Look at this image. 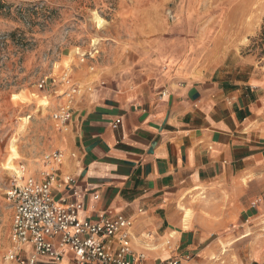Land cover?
Here are the masks:
<instances>
[{"label":"crops","instance_id":"obj_1","mask_svg":"<svg viewBox=\"0 0 264 264\" xmlns=\"http://www.w3.org/2000/svg\"><path fill=\"white\" fill-rule=\"evenodd\" d=\"M160 19L106 30L103 62L72 76L82 90L56 135L60 162L31 163L29 178L53 170V199L81 204V219L129 218V245L144 264H264V76L254 80L250 56L228 54L234 43L198 45L200 35L181 52L149 44ZM184 52L188 61L173 68ZM252 239L259 245L239 248ZM73 260L66 251L59 263L35 264Z\"/></svg>","mask_w":264,"mask_h":264},{"label":"rangeland","instance_id":"obj_2","mask_svg":"<svg viewBox=\"0 0 264 264\" xmlns=\"http://www.w3.org/2000/svg\"><path fill=\"white\" fill-rule=\"evenodd\" d=\"M157 13L162 31L149 44L171 43L181 52L197 45L200 35L204 42L198 45L234 43L228 54L250 56L254 80L264 76V0H0V264L14 246L7 192L30 177L31 163L57 150L52 116L67 89L64 74L81 91L72 76L103 62L106 30L139 28L147 19L155 22ZM185 53L173 68L188 61ZM10 166L25 170L21 181Z\"/></svg>","mask_w":264,"mask_h":264},{"label":"built area","instance_id":"obj_3","mask_svg":"<svg viewBox=\"0 0 264 264\" xmlns=\"http://www.w3.org/2000/svg\"><path fill=\"white\" fill-rule=\"evenodd\" d=\"M66 78L63 80L67 89L60 96L63 101L52 116L59 131H65L71 121L74 100L80 92L79 87ZM61 157V152L56 150L43 160L56 165ZM54 173L51 170L43 174L40 182L27 178L22 186H14L7 192L13 207L11 239L14 246L4 260L11 264H35L38 258L47 257L59 263L68 251L74 257L71 264H144L145 255L134 254L129 245L131 220L106 213L97 214L93 221L81 219L78 215L81 204L64 207V202L57 203L53 199ZM65 180L74 184L70 177ZM112 238L116 239L114 249L109 244ZM25 245H30L33 251L28 258L21 255V247ZM59 247L63 249L58 250ZM157 264H181V259L171 257Z\"/></svg>","mask_w":264,"mask_h":264},{"label":"bare ground","instance_id":"obj_4","mask_svg":"<svg viewBox=\"0 0 264 264\" xmlns=\"http://www.w3.org/2000/svg\"><path fill=\"white\" fill-rule=\"evenodd\" d=\"M242 17V16H241ZM244 27V26H243ZM69 77V75H66V74H64V77ZM10 167H12V166H10ZM12 170H13V172H14V174L17 176V179L18 180H22L23 179V177L26 175L25 174V170H23V171H21V172H18L15 168H11ZM10 250H12V249H10Z\"/></svg>","mask_w":264,"mask_h":264}]
</instances>
